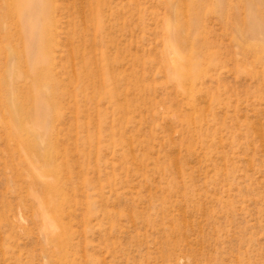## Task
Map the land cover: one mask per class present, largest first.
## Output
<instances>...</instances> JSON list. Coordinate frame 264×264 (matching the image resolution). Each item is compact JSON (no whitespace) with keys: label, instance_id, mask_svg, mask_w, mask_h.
Instances as JSON below:
<instances>
[{"label":"rangeland","instance_id":"1","mask_svg":"<svg viewBox=\"0 0 264 264\" xmlns=\"http://www.w3.org/2000/svg\"><path fill=\"white\" fill-rule=\"evenodd\" d=\"M42 4L31 57L0 0V264H264V0Z\"/></svg>","mask_w":264,"mask_h":264},{"label":"bare ground","instance_id":"2","mask_svg":"<svg viewBox=\"0 0 264 264\" xmlns=\"http://www.w3.org/2000/svg\"><path fill=\"white\" fill-rule=\"evenodd\" d=\"M30 2L32 3L31 5ZM16 9L20 14L22 24L25 28L24 37L27 41L28 56L33 57L38 50L37 43L40 42V39L37 35L40 29L41 19L46 12V7L42 4V0H16ZM28 15L30 16L29 18L27 17ZM262 36L264 37V35ZM34 92L36 93V97L33 98L32 102L36 110L34 125L41 126L47 132L48 126L46 122H48L47 118L50 113L48 99L43 89L36 86L34 87ZM12 106L15 109L18 121L21 122L22 119L19 116V114L23 113L21 101L19 99H13Z\"/></svg>","mask_w":264,"mask_h":264}]
</instances>
